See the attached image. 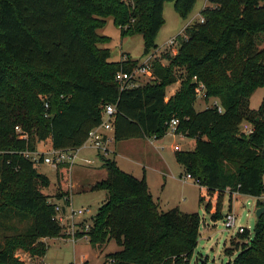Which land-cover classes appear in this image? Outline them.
I'll return each mask as SVG.
<instances>
[{
    "label": "trees",
    "instance_id": "obj_1",
    "mask_svg": "<svg viewBox=\"0 0 264 264\" xmlns=\"http://www.w3.org/2000/svg\"><path fill=\"white\" fill-rule=\"evenodd\" d=\"M164 1L184 17L195 0H0V227L14 230L1 237L0 264H21L13 256L18 247L43 254L39 238L59 234L53 205L64 192H42L48 178L35 168L41 160L31 154L35 142L48 137L51 149L76 148L98 124L105 103L113 105V141L157 139L176 120L174 134L192 138L193 145L173 150L174 160L204 187L198 202L216 195L212 220L220 217L224 191L229 199L233 192H264V95L255 109L248 106L252 90L264 87V0H206L200 20L173 36L174 53L166 47L159 54L166 64L153 57L149 79L118 89L114 72H129L137 59L121 53L109 60L108 48L99 46L108 37L95 29L110 16L121 36L141 35L144 56L156 48ZM175 81L176 90L163 100L165 86ZM197 82L201 99H216L220 111L209 102L194 109ZM243 122L248 132L241 130ZM99 161L105 175L90 189L105 196L88 228L75 236L85 235L92 246L108 239L119 246L101 264H187L198 235L197 212L159 209L143 176L124 172L112 157ZM66 164L57 165L58 176ZM257 206L262 210L251 235L242 228L238 234L246 241L227 264H264V199H255ZM203 208L209 210L208 202ZM25 220L16 230L14 224Z\"/></svg>",
    "mask_w": 264,
    "mask_h": 264
},
{
    "label": "rangeland",
    "instance_id": "obj_2",
    "mask_svg": "<svg viewBox=\"0 0 264 264\" xmlns=\"http://www.w3.org/2000/svg\"><path fill=\"white\" fill-rule=\"evenodd\" d=\"M202 3L203 0H195L192 8L184 17H181L172 8L171 1H164L161 9L162 23L153 38L156 48L151 49L144 56L148 55L149 60L153 57V59L158 58L162 64H166V60L160 59L159 55L165 51V41L181 32L185 24L198 20V11ZM95 32L108 37V40L100 43L99 46L108 48L109 60H118L121 53H126L131 59H137V62L144 58L141 55V35L133 33L121 36L118 28L113 25L110 16L104 17L103 24L97 27ZM262 43H264V39ZM173 49L175 48H171L169 51L167 49V51L173 54L175 51ZM173 70L178 72L179 69L174 67ZM138 79L139 82H143L149 77L140 76ZM177 86V81L165 86L163 100H166L169 96L168 92H171L172 89L173 91L176 90ZM263 95L264 87H255L248 97V106L255 109ZM210 99L208 98L207 102H204L200 95H196L193 102L194 109L203 108L206 103L211 101ZM181 135L166 131L159 140L152 139L151 143L147 137L116 140L114 153L107 157H112L124 172L130 173L134 177L143 176L147 189L159 209L163 210L176 206L184 212H197L199 217L198 235L187 264H227L246 239L241 237L235 228H224L222 216L227 209H230L235 216V224L246 228L248 236L251 235L254 221V199L252 196L236 192L231 193L229 199L228 193L224 191L219 199L220 217L212 220L209 215L214 209L216 195L213 194L210 197L204 195L203 199L198 202L197 196L201 191V186L183 178L184 172L181 166L174 160L173 152L168 149L170 144L178 145L180 149H189L192 146V140ZM39 149L44 150L46 146L41 145ZM85 149L88 150L86 154L91 155V163L84 164L75 160L73 164H66V173L60 174L57 182L55 171L48 164L41 162V160L36 163L35 168L43 172L48 178L47 186L41 188L42 192L53 194L58 190L61 194L63 191L64 193L59 196L60 198H54L56 202L62 204L61 198L70 195L66 207L82 206L86 207L88 212L78 218L63 219L57 236L39 238L45 244L44 258H42V254L31 255L20 247L15 248L13 256L21 264H42L43 259L46 264H80L78 262L81 255H84L85 258L82 264H101L105 259V254L119 248L111 239L98 246H92L85 236H75L76 232L81 230L83 222H90L91 215L105 196V191L102 189H90V186L81 188L90 177L95 176V173L100 175L104 170L103 168L95 170L98 168L95 165L98 164L99 157L94 155L91 148L86 147ZM36 153L41 156L44 155L43 152ZM82 156L84 155L82 154ZM92 164L94 165L91 166ZM74 182L80 185L76 186L77 183ZM205 202H208V211L203 208ZM11 223H15V221ZM26 224L27 221L25 220L14 224V226L16 230H20ZM13 231L9 228L0 227V240L3 234L9 235Z\"/></svg>",
    "mask_w": 264,
    "mask_h": 264
},
{
    "label": "built area",
    "instance_id": "obj_3",
    "mask_svg": "<svg viewBox=\"0 0 264 264\" xmlns=\"http://www.w3.org/2000/svg\"><path fill=\"white\" fill-rule=\"evenodd\" d=\"M198 20H200L199 16H198ZM175 45L176 42L173 36L165 41V47L169 49L175 48ZM149 64H150L149 56L146 55L141 61L137 62V64L134 67H132L129 72L122 69L116 70L113 74V81L116 84L117 88L121 89L137 84L138 77L140 76L150 77L151 73H150ZM201 89H202V84L200 82H197L196 86L194 87V91L196 95H201L202 93ZM209 103L215 106L217 111H220V106L217 103L216 99H211ZM112 113H113V105L111 103L103 104L101 106L100 120L98 124L87 131L84 140L79 146L69 150H54L49 148L47 152H45L44 155L41 156V162L48 164L53 170H55L57 168V165L62 162H67V164L70 165L73 164L75 160H79L84 164H89L91 163L90 158L79 155V150L80 148L83 147L91 148L98 157L106 156L110 152V145L113 141L112 133H111ZM175 123H176L175 119H170L169 122L167 123L166 131L174 133L173 128L175 126ZM240 128L244 132H248L250 130L249 124L245 122L240 123ZM14 130L19 138L26 137L25 132L21 131L17 125H14ZM147 139L151 143V140L152 139L154 140L155 138L153 136H148ZM171 148L172 150H177L178 146L173 144ZM24 153H26V151H24ZM31 154L35 155L36 153L34 151L31 152ZM183 178H187L192 182L196 183L195 180L189 176V174H184ZM252 197L254 200L256 199L261 201L264 199V192L262 194ZM69 199H70V195L63 196L61 198L62 204L54 200V205H53L54 217L59 223V225L63 219L78 218L88 212V209L82 206L76 208L70 206L66 207ZM222 217H223L222 225L224 228H235L236 231L238 232L242 231L243 227L235 224V216L230 211V209H227V211ZM89 224L90 222L89 223L83 222V226L82 228H80L81 230H78L77 232H84L88 228ZM81 236L84 237L85 235H81ZM82 256L83 255H81V257L79 258L78 263L80 264H82L83 259H85L84 256L83 257ZM42 264H46V263L43 261Z\"/></svg>",
    "mask_w": 264,
    "mask_h": 264
},
{
    "label": "crops",
    "instance_id": "obj_4",
    "mask_svg": "<svg viewBox=\"0 0 264 264\" xmlns=\"http://www.w3.org/2000/svg\"><path fill=\"white\" fill-rule=\"evenodd\" d=\"M206 3V0H203V3H202V5H201V7L204 5ZM200 7V8H201ZM176 82V81H175ZM172 84V83H171ZM173 92V89L171 90V92H168V95H170L171 93ZM180 135V134H179ZM182 136V135H181ZM158 140L160 139V138H157ZM191 140H192V145H193V139L192 138H190ZM156 140V139H155ZM44 144H47V145H44ZM41 145H43V146H46V149H44V150H40L39 148H40V146ZM173 144H170L169 146H168V149L170 150V151H172L173 152V150H172V148H171V146H172ZM178 146V145H177ZM115 141H112V143H111V145H110V152L106 155V156H108L109 154H112V153H114V150H115ZM192 147V146H191ZM190 147V148H191ZM49 148H51L50 147V140H49V138L47 137V138H45V139H43V140H40V141H37V142H35V152H43V154L45 153V152H47V150L49 149ZM86 147H83V148H80V150H79V154H80V156H82V154L84 155L83 157H88V158H90L91 157V155H89V154H86L87 152L86 151H88L87 149H85ZM178 149H180V147L178 146ZM83 151H85V153H83ZM94 155H95V153H94ZM116 163V162H115ZM76 165H78V164H76ZM94 164H92L91 166H93ZM116 165H117V163H116ZM98 166V168H96L95 169V167H97ZM118 166V165H117ZM95 167H93L95 170H99L100 168L102 169V167L100 166V161L98 162V164H96L95 165ZM121 169V168H120ZM53 170V169H52ZM55 175H56V182L58 181V174L57 173H55ZM104 175H105V171L103 170V173H101L100 175H96V173H95V176L94 177H90L85 183H84V186H82L81 188H85V187H88V186H90L91 185V183H93L95 180H98V179H100V178H102V176L104 177ZM97 176V177H96ZM75 184L77 183V182H74ZM78 185H80L79 183H77V185L76 186H78ZM70 186H72V185H70ZM73 187V186H72ZM203 190H204V187L203 186H201V191H200V193H202L203 192ZM199 193V194H200ZM49 194V193H48ZM47 238V237H46ZM84 256V255H83ZM42 258H44V254H42ZM43 261H44V259H43Z\"/></svg>",
    "mask_w": 264,
    "mask_h": 264
},
{
    "label": "water",
    "instance_id": "obj_5",
    "mask_svg": "<svg viewBox=\"0 0 264 264\" xmlns=\"http://www.w3.org/2000/svg\"><path fill=\"white\" fill-rule=\"evenodd\" d=\"M261 210H262V206H257L253 209L254 220L257 218Z\"/></svg>",
    "mask_w": 264,
    "mask_h": 264
}]
</instances>
